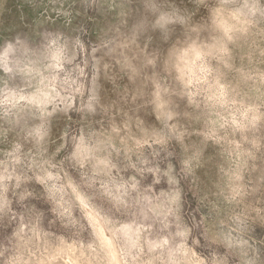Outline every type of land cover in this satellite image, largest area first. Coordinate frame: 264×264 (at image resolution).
<instances>
[{"label": "rangeland", "instance_id": "374dc122", "mask_svg": "<svg viewBox=\"0 0 264 264\" xmlns=\"http://www.w3.org/2000/svg\"><path fill=\"white\" fill-rule=\"evenodd\" d=\"M262 8L0 0V264H264Z\"/></svg>", "mask_w": 264, "mask_h": 264}, {"label": "snow or ice", "instance_id": "6c2138e0", "mask_svg": "<svg viewBox=\"0 0 264 264\" xmlns=\"http://www.w3.org/2000/svg\"><path fill=\"white\" fill-rule=\"evenodd\" d=\"M224 7H227V5H223ZM262 12H264V8H262ZM137 28L142 30L143 25L138 24ZM216 30L219 33V37L216 40L215 45L213 46L212 52L215 54L217 59L221 61L222 64H224L225 67H232L230 63H226L228 61H232L236 56H238L240 53L236 51V40L233 39V37L236 35V32L233 28L226 26L223 22L217 24L215 26ZM151 64V62H148ZM156 69L159 70V65L156 66ZM151 71V69H148ZM178 112V110H176ZM180 113L178 112V115ZM180 153L177 152V157H180ZM198 158V150L195 154L190 155L184 162L183 172L184 173H190L191 168V161ZM175 175V174H173ZM172 183H175L173 180ZM36 212H39L40 209H35Z\"/></svg>", "mask_w": 264, "mask_h": 264}]
</instances>
